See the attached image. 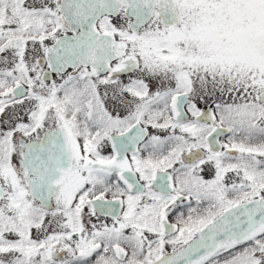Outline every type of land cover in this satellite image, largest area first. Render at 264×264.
<instances>
[{"label":"snow or ice","instance_id":"snow-or-ice-1","mask_svg":"<svg viewBox=\"0 0 264 264\" xmlns=\"http://www.w3.org/2000/svg\"><path fill=\"white\" fill-rule=\"evenodd\" d=\"M0 264H264V0H0Z\"/></svg>","mask_w":264,"mask_h":264}]
</instances>
